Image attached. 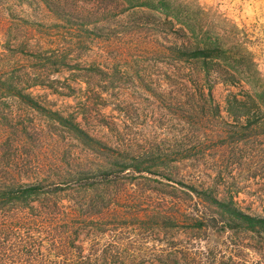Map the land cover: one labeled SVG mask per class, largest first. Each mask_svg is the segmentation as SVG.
I'll return each instance as SVG.
<instances>
[{
    "label": "rangeland",
    "instance_id": "rangeland-1",
    "mask_svg": "<svg viewBox=\"0 0 264 264\" xmlns=\"http://www.w3.org/2000/svg\"><path fill=\"white\" fill-rule=\"evenodd\" d=\"M57 1L61 15L0 0V75L67 119L9 98L22 116L0 121V182L44 183L33 205L57 203L48 218L91 264H264V233L211 222L191 190L264 216V103L238 145L226 111L233 95L264 99V0ZM196 47L218 55L177 58ZM153 153L171 160L122 171ZM81 172L93 182L67 180Z\"/></svg>",
    "mask_w": 264,
    "mask_h": 264
},
{
    "label": "trees",
    "instance_id": "trees-1",
    "mask_svg": "<svg viewBox=\"0 0 264 264\" xmlns=\"http://www.w3.org/2000/svg\"><path fill=\"white\" fill-rule=\"evenodd\" d=\"M42 1L55 14H62L57 9L61 4L60 1ZM128 1L132 2V0ZM141 4L139 1L132 3L133 6ZM54 6L57 7L54 9ZM65 15L68 16V14ZM217 52L218 50L214 48L196 47L192 50H178L177 58L202 59L206 65L208 58H212L213 54H217ZM47 60L50 59L47 58ZM241 79L246 82L252 80L248 77H241ZM227 80L224 79L225 82ZM21 84L22 81L13 74L0 75V121H19L21 119L22 115L15 113L9 106V98L17 99L29 108L46 114L54 120L67 121L61 115L46 109L27 93ZM262 102L264 103V99L262 95L258 94L248 95L246 98L233 95L228 100V107L226 108L228 116L238 122L229 131L234 144L238 145L245 139L246 135L243 132L252 126L251 121H259L263 117L260 115L257 118H252L250 115L254 109L261 110ZM217 109H220L219 105H217ZM240 121L248 122L240 124ZM72 126L77 132H83L75 125ZM167 158L168 155L166 157V155L160 153L140 155L132 157L127 163H122L121 169L122 171L131 169L139 173H150L153 172V168L166 163L167 160H171ZM68 174L67 180L70 183L82 185L93 182L88 173ZM46 188L44 183L16 185L15 183H6V181L0 182V264H91L85 260L83 246L75 244L76 237L79 238V235H73V232L69 229H55L52 219L48 218L49 215L57 214V203L33 205L37 198L41 195L45 196L47 193ZM191 190L208 204L211 215L206 219L211 222L223 223L225 228L235 232L264 233V216L243 212L236 207L232 197L219 199L213 190L209 188L198 190L191 187ZM35 209L36 213H34ZM195 221L197 226H202L199 219H195ZM208 226L214 227L216 225L209 223Z\"/></svg>",
    "mask_w": 264,
    "mask_h": 264
}]
</instances>
